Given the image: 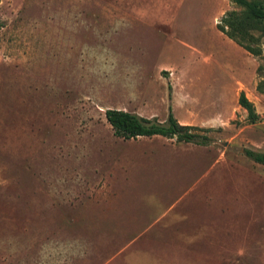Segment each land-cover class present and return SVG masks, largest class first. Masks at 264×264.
<instances>
[{"label": "rangeland", "instance_id": "rangeland-1", "mask_svg": "<svg viewBox=\"0 0 264 264\" xmlns=\"http://www.w3.org/2000/svg\"><path fill=\"white\" fill-rule=\"evenodd\" d=\"M232 9L0 0V264H264V165L243 154L264 151V56L217 28ZM107 108L211 143L118 137Z\"/></svg>", "mask_w": 264, "mask_h": 264}, {"label": "trees", "instance_id": "trees-1", "mask_svg": "<svg viewBox=\"0 0 264 264\" xmlns=\"http://www.w3.org/2000/svg\"><path fill=\"white\" fill-rule=\"evenodd\" d=\"M230 2L240 9L226 11L217 23V28L253 56H264V48L261 45V39L264 37V0ZM257 71L264 74V66L258 65ZM239 104L246 109L249 121L254 122L257 119L254 106L243 94L239 96ZM105 118L114 135L124 139L162 136L203 146L211 143L207 134L198 132L199 128L196 126L180 123L171 111L163 122L154 117L147 118L116 108H107ZM243 154L250 160L264 165V151L244 148Z\"/></svg>", "mask_w": 264, "mask_h": 264}, {"label": "crops", "instance_id": "crops-1", "mask_svg": "<svg viewBox=\"0 0 264 264\" xmlns=\"http://www.w3.org/2000/svg\"><path fill=\"white\" fill-rule=\"evenodd\" d=\"M216 165H221V166H235V165H232V163H229L228 161H226L225 159H218L213 164H211L207 169H205L203 171L204 173H203L201 179L206 178L209 175L210 171L213 168H215ZM197 184H198V182H193L192 185L190 186V188L188 190H190V189L193 190L194 188H196ZM162 213L157 218H160L162 216ZM154 226H155V224L152 222L150 225H148L146 228H144L142 230V232L140 233V236H141V234L144 235V236H147L148 232H150L154 228ZM182 237L185 239V242H188L189 243V242L195 240V238L197 237V234H191V235H186V236H182ZM246 249L247 248H243V250H242L241 253H236L237 251H235L234 249H231L229 251H223L220 254V256H221V263L223 261H226V260H236V259L242 258L245 255Z\"/></svg>", "mask_w": 264, "mask_h": 264}]
</instances>
